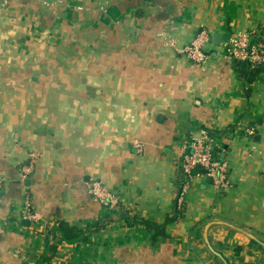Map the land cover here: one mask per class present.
<instances>
[{
    "label": "crops",
    "instance_id": "crops-1",
    "mask_svg": "<svg viewBox=\"0 0 264 264\" xmlns=\"http://www.w3.org/2000/svg\"><path fill=\"white\" fill-rule=\"evenodd\" d=\"M44 1L0 5V264H264V64L221 52L237 32L264 41V0ZM199 32L195 65L180 49ZM199 128L225 162L220 190L179 167ZM98 220L72 241L57 230Z\"/></svg>",
    "mask_w": 264,
    "mask_h": 264
},
{
    "label": "built area",
    "instance_id": "built-area-1",
    "mask_svg": "<svg viewBox=\"0 0 264 264\" xmlns=\"http://www.w3.org/2000/svg\"><path fill=\"white\" fill-rule=\"evenodd\" d=\"M44 5H52L53 2L37 0ZM7 0H0V5L4 6ZM207 36L204 32L195 34L184 44L180 52L195 65L204 63L207 53L203 50V44L206 43ZM172 45V44H170ZM222 55L232 62L244 63L250 68L264 64V41L254 40L251 33L237 32L222 44ZM251 133L250 129H247ZM213 139L209 136L206 129L199 128L194 135L181 147L179 153V167L185 177L191 175L193 169L195 174H200L210 180V183L220 190L227 186L226 165L222 159H219L213 151ZM134 146H139L133 141ZM36 154H29L26 161L19 167L18 176L23 180L30 172ZM264 163V156H263ZM2 188V178L0 177V191ZM88 194L104 208H113L117 204L116 197L97 179H90L86 182ZM185 182L181 184L176 196L178 204L185 192ZM22 215L24 218H34V213L30 210L28 201L25 200L22 206Z\"/></svg>",
    "mask_w": 264,
    "mask_h": 264
},
{
    "label": "trees",
    "instance_id": "trees-1",
    "mask_svg": "<svg viewBox=\"0 0 264 264\" xmlns=\"http://www.w3.org/2000/svg\"><path fill=\"white\" fill-rule=\"evenodd\" d=\"M235 65V68L237 70H239L240 72L243 71L244 74H245V78L247 79V81H249L252 77V72L250 70H245V68L243 70L240 69L239 67V64H234ZM207 133L209 134V136L212 138L210 132L208 130H206ZM184 179L180 180L179 181V185H178V189H177V192H176V196H177V193L179 191V188L181 186L182 183H184ZM176 199V197H175ZM176 204V203H175ZM117 206V205H116ZM115 208V207H114ZM105 217V216H104ZM103 217V218H104ZM102 218V219H103ZM173 217H168L165 219V221H168V220H171ZM104 220V219H103ZM131 222H136V223H141L143 224L145 227L149 228V229H152L153 230V234L157 235V234H160L162 233V226H163V223L161 224H155L153 222H150V221H147V220H130ZM100 224V220L94 222L93 224H91L90 226L80 230V229H75V227L73 226H69L67 225L66 223L62 222V221H59L58 222V225H57V230L59 231L60 233V236L63 240L65 241H72L74 239H76L78 236H82V238L84 237V234L86 233V231L90 228V227H93V226H98ZM93 225V226H92ZM48 253L50 254L52 251H53V248L51 246H49L48 248ZM48 259V255H44L43 256V260H47Z\"/></svg>",
    "mask_w": 264,
    "mask_h": 264
},
{
    "label": "water",
    "instance_id": "water-1",
    "mask_svg": "<svg viewBox=\"0 0 264 264\" xmlns=\"http://www.w3.org/2000/svg\"><path fill=\"white\" fill-rule=\"evenodd\" d=\"M241 65L243 66V65H244V63H241ZM195 173H196V170H195V169H193V170L191 171V174H195ZM252 239H253V240H255L257 243H259L260 245L264 246V244H263V243H261L259 240L255 239L254 237H252Z\"/></svg>",
    "mask_w": 264,
    "mask_h": 264
}]
</instances>
